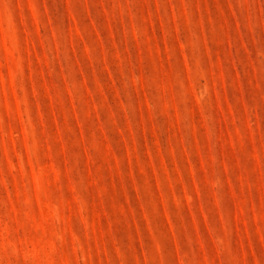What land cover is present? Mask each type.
<instances>
[{"label":"rangeland","instance_id":"374dc122","mask_svg":"<svg viewBox=\"0 0 264 264\" xmlns=\"http://www.w3.org/2000/svg\"><path fill=\"white\" fill-rule=\"evenodd\" d=\"M0 264H264V0H0Z\"/></svg>","mask_w":264,"mask_h":264}]
</instances>
